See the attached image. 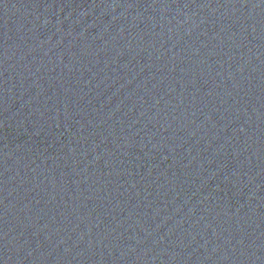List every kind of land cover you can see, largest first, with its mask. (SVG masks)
Instances as JSON below:
<instances>
[{
  "label": "water",
  "instance_id": "water-1",
  "mask_svg": "<svg viewBox=\"0 0 264 264\" xmlns=\"http://www.w3.org/2000/svg\"><path fill=\"white\" fill-rule=\"evenodd\" d=\"M0 264H264V0H0Z\"/></svg>",
  "mask_w": 264,
  "mask_h": 264
}]
</instances>
